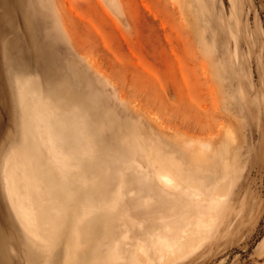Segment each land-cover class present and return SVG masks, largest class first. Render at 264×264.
<instances>
[{"label": "rangeland", "instance_id": "374dc122", "mask_svg": "<svg viewBox=\"0 0 264 264\" xmlns=\"http://www.w3.org/2000/svg\"><path fill=\"white\" fill-rule=\"evenodd\" d=\"M206 137L230 173L202 168L226 189L195 207L167 194L159 161L189 166ZM32 158L89 207L79 264H108L126 230L149 254L110 264H264V0H0V264H65L71 224L46 263L10 195ZM41 186L32 206L62 207L68 193ZM141 219L164 234L188 219L197 242L167 258Z\"/></svg>", "mask_w": 264, "mask_h": 264}, {"label": "bare ground", "instance_id": "6f19581e", "mask_svg": "<svg viewBox=\"0 0 264 264\" xmlns=\"http://www.w3.org/2000/svg\"><path fill=\"white\" fill-rule=\"evenodd\" d=\"M210 138H212V136ZM210 138L206 137L205 139L203 138L199 140V147H196V149L194 150V154L188 159L189 166H186L187 164L184 162H178V165H176L173 161H169V163H166L164 160L159 161V164L161 165V179L165 181L173 190L168 191L167 194L181 193L182 189L185 187L187 189V192L190 194V197L193 199V204L191 206L195 207H199V203L201 201H208L209 196L212 192H214V194L218 197L223 194L221 193V191H224L222 190L224 188H222V186L225 183H221L222 185L213 184L212 186H209L208 184L204 183V180L196 177V174L198 175L199 171L201 173L202 168L208 169L211 174V178L222 176V178H224V181L227 175L230 173L231 164L229 162V159L227 158V155L230 154L228 153V149L226 147H212L214 145L213 142L215 141H212ZM213 140H215V138ZM195 141L196 140H189V142L192 144ZM27 156L28 155H26V157ZM38 162L39 158H32V160L30 161L32 170H21L20 175L23 180L22 185H24V188H22V186L12 187L10 189L11 198L13 199V197H19L22 199L21 211L24 223L30 229V231L32 232V236L36 238L38 244L43 248L44 251L47 252L48 256L45 260L46 263L48 262V259L53 255V253L49 254V252H51L54 247V237L57 236V234H54L53 231H55V228L58 225L59 231L68 229L70 223V235L72 233H76L78 234L79 239H76L74 235L72 236V239L68 241L63 262L65 264H79L81 261L80 258L87 256L90 250V237L87 236L83 238L82 241L80 239V233H77L78 231L89 232V207H86L84 214H76L74 212V209L72 208L74 203V189L70 192H66L64 190L65 184H63V186L58 185V182H56V178H58V175H56L55 171H53L52 169L41 168V175L37 177L33 168L34 163H37V165H39ZM65 169L66 171H64V174L61 178L66 182L67 185V182H69L68 178L70 177V172L69 169ZM65 174L67 175V178ZM42 184L49 188L53 185L57 192L62 187L63 191L66 192V194L68 193V196L66 195V198H64V196H62L61 198L62 207H58L52 211L48 210L45 212L41 209H36L35 204L32 206L31 201H34V199L37 200V198L34 197V194L35 196L37 195V197L42 196ZM228 185L229 183H227V187ZM224 189H226V187ZM63 193H61V195ZM67 200L69 201V204H67ZM70 200H72V202ZM13 201L14 203L16 202L15 198L13 199ZM176 205H178V202L176 203ZM189 221L190 220L188 219H182V221L178 222L176 231H174L173 227L170 228L171 224H167L168 227L166 228L169 231L165 234L159 232L157 228L153 227L154 224L149 223V221H147L146 219H141L138 224L143 229L145 228L148 233L156 236L158 244L167 252L166 257L169 258L174 255L177 256V253L180 252L185 246H190L194 242L196 237L195 228H197V226H194L196 224L190 225ZM79 224H82V230L80 229ZM200 233L202 234L203 232ZM123 237L127 242H129V248L124 249L122 252L115 250L110 252V254H108V258L105 260V262H108V264L114 263L115 260L119 262L128 261L135 256H146L149 254L148 243L140 240L139 238H136L131 231L126 230L125 232H123ZM171 237H174L175 239ZM201 238H203V236H201ZM136 242L137 244L135 245L134 243ZM129 245L131 247L134 246V248H131ZM181 253L184 254L183 251Z\"/></svg>", "mask_w": 264, "mask_h": 264}]
</instances>
